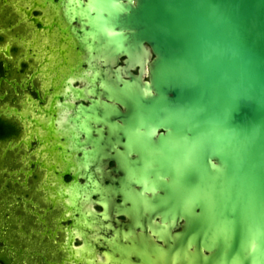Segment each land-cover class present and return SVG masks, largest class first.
I'll use <instances>...</instances> for the list:
<instances>
[{
    "label": "flooded vegetation",
    "instance_id": "af4514ba",
    "mask_svg": "<svg viewBox=\"0 0 264 264\" xmlns=\"http://www.w3.org/2000/svg\"><path fill=\"white\" fill-rule=\"evenodd\" d=\"M136 4L0 0V264H195L126 181L153 59L119 41Z\"/></svg>",
    "mask_w": 264,
    "mask_h": 264
},
{
    "label": "water",
    "instance_id": "95a60500",
    "mask_svg": "<svg viewBox=\"0 0 264 264\" xmlns=\"http://www.w3.org/2000/svg\"><path fill=\"white\" fill-rule=\"evenodd\" d=\"M136 1L119 41L153 59L126 181L159 191L195 264H264V0Z\"/></svg>",
    "mask_w": 264,
    "mask_h": 264
}]
</instances>
